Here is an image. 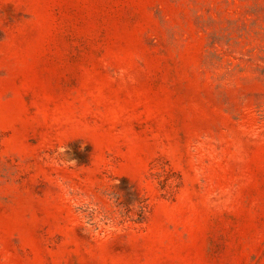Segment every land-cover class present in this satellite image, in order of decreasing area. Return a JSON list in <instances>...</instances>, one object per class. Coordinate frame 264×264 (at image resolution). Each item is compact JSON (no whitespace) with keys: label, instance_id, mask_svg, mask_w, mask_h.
<instances>
[{"label":"rangeland","instance_id":"obj_1","mask_svg":"<svg viewBox=\"0 0 264 264\" xmlns=\"http://www.w3.org/2000/svg\"><path fill=\"white\" fill-rule=\"evenodd\" d=\"M0 264H264V0H0Z\"/></svg>","mask_w":264,"mask_h":264}]
</instances>
